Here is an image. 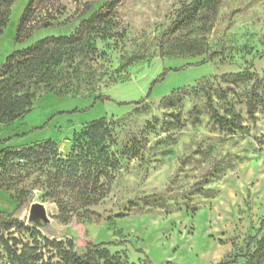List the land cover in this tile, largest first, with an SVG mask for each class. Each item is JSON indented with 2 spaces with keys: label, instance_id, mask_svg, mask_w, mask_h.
Instances as JSON below:
<instances>
[{
  "label": "rangeland",
  "instance_id": "obj_1",
  "mask_svg": "<svg viewBox=\"0 0 264 264\" xmlns=\"http://www.w3.org/2000/svg\"><path fill=\"white\" fill-rule=\"evenodd\" d=\"M10 1L0 0V67L117 2L97 51L53 66L50 78L23 80L21 90L34 93L28 111L0 123V151L56 143L0 167V209L27 226L1 232L19 247L36 236L50 264H63L53 241L97 264H251L264 234V0H221L180 29L173 22L191 0H38L20 40L29 0ZM46 20L52 26L36 29ZM207 95L242 125L221 128ZM99 119L111 132L112 166L84 194L78 184L93 183L103 154L87 152L83 131ZM34 202L49 223L30 220Z\"/></svg>",
  "mask_w": 264,
  "mask_h": 264
},
{
  "label": "trees",
  "instance_id": "obj_2",
  "mask_svg": "<svg viewBox=\"0 0 264 264\" xmlns=\"http://www.w3.org/2000/svg\"><path fill=\"white\" fill-rule=\"evenodd\" d=\"M13 0L10 1V3ZM221 0H191L184 4L183 8L173 22V28L180 29L190 25L198 17L199 13L207 7L216 8ZM117 1L107 3L109 10L105 13L102 9L94 12L90 17L83 19L78 30L69 37H51L39 41L35 46L25 50H15L10 53L4 63L0 67V123L17 120L24 115L32 103L34 93L31 91H22L23 80L31 79L35 76H40L42 79L50 78L53 73V66H58L64 60H71L73 55L79 53H93L97 51V40L106 39L111 36L113 27L115 26L112 16ZM40 2L38 0H29L26 5L20 23L18 25L17 39H21L22 31L30 29L31 26H22L24 22L36 21L34 10ZM104 7V6H103ZM6 26V21L0 23V36L3 34V28ZM52 22L48 20L38 25V28L50 27ZM20 29H22L20 31ZM33 31L28 30V35ZM74 50V51H73ZM70 51L71 54H68ZM68 54V56H67ZM67 57V58H66ZM21 71H23L22 74ZM102 98V96H98ZM208 103L212 111V116L216 123L221 128L235 129L242 125L239 116L225 117L221 115L213 105V100L210 95H207ZM145 99L136 102L141 104ZM255 103H249V115L254 119ZM111 136V132L107 122L103 119L93 121L83 131V144L87 146V152L97 149L103 154V164L96 168L97 176L91 185L89 183L78 184V190L81 193H96L97 184L101 175L107 174V169L112 166L110 157L106 152V142ZM55 142L52 139L44 140L31 144L26 147H7L0 151V167L11 166L15 167L18 159H31L38 155L39 149L46 150L48 147H55ZM90 182V180H89ZM91 194V195H92ZM18 203V207L23 205V200L11 195ZM90 197L89 194L87 196ZM13 212L7 213L0 209V259L5 258L7 264H50V260H44V253L39 248L38 238L35 236L33 243H26L19 247V242L16 237H6L1 231H10L13 228H26V224L20 223L18 218L13 216ZM7 217L9 219H7ZM261 228H264V220ZM60 251L63 264H97L95 257L88 254L86 256H78L71 250L62 249L60 242L53 241ZM91 248L104 256L100 252V245L90 244ZM249 247V246H248ZM264 261V234L258 240L255 250L251 253V264H262ZM222 264V263H221Z\"/></svg>",
  "mask_w": 264,
  "mask_h": 264
},
{
  "label": "water",
  "instance_id": "obj_3",
  "mask_svg": "<svg viewBox=\"0 0 264 264\" xmlns=\"http://www.w3.org/2000/svg\"><path fill=\"white\" fill-rule=\"evenodd\" d=\"M30 220L37 223H49L50 219L47 214V209L43 203L34 202L30 206Z\"/></svg>",
  "mask_w": 264,
  "mask_h": 264
},
{
  "label": "crops",
  "instance_id": "obj_4",
  "mask_svg": "<svg viewBox=\"0 0 264 264\" xmlns=\"http://www.w3.org/2000/svg\"><path fill=\"white\" fill-rule=\"evenodd\" d=\"M15 147H19V146H15Z\"/></svg>",
  "mask_w": 264,
  "mask_h": 264
}]
</instances>
